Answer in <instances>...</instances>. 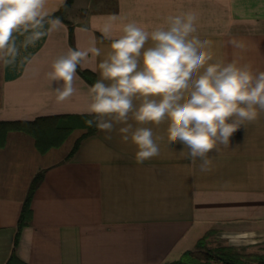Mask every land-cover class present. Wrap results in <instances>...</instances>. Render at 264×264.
<instances>
[{"label":"crops","instance_id":"crops-1","mask_svg":"<svg viewBox=\"0 0 264 264\" xmlns=\"http://www.w3.org/2000/svg\"><path fill=\"white\" fill-rule=\"evenodd\" d=\"M65 1L48 0L47 8L54 14ZM185 12L199 15V34L212 42L216 59L264 71V0H73L61 18L52 17L61 21L56 30L48 32L46 23L34 47L21 48L15 63L0 64V121L67 116L61 120L77 125L45 151L25 131L6 133L0 145V264H163L193 249L210 229L229 244L264 252V114L235 132L229 147L210 153L208 172L199 170V160L186 159L179 144L137 164L135 146L117 131L109 140L97 129L68 157L87 125L91 84L81 71L99 79L98 58L89 54L78 67L76 93L63 102L49 87L51 63L94 42L107 51L110 41L99 43L107 23L118 35L124 23L151 30ZM22 39L17 36L18 45ZM233 39L245 50L229 44ZM37 173L43 176L30 201L31 221L15 245Z\"/></svg>","mask_w":264,"mask_h":264},{"label":"clouds","instance_id":"clouds-1","mask_svg":"<svg viewBox=\"0 0 264 264\" xmlns=\"http://www.w3.org/2000/svg\"><path fill=\"white\" fill-rule=\"evenodd\" d=\"M47 5L48 0H0V64L15 63L21 48L34 47L46 35V23L48 32L56 30L61 21ZM199 28L195 12L169 15L151 30L124 23L118 35L107 23L99 41H110L107 51L94 42L87 51L57 57L46 73L49 87L57 102L71 98L77 69L91 54L98 58L99 79L88 89V126L109 140L117 131L122 142L135 146L137 164L179 144L186 159L200 161L201 172L211 171L210 153L229 147L235 132L264 114V71L237 59H216ZM17 36L23 38L19 45ZM229 44L245 50L235 39ZM162 125L163 133L155 130Z\"/></svg>","mask_w":264,"mask_h":264},{"label":"trees","instance_id":"trees-1","mask_svg":"<svg viewBox=\"0 0 264 264\" xmlns=\"http://www.w3.org/2000/svg\"><path fill=\"white\" fill-rule=\"evenodd\" d=\"M73 0H66L65 3L52 14V17H62L63 12L72 3ZM82 76L92 85L95 82L94 73L90 71H81ZM67 116H47L38 117L34 120H12L0 121V145L5 140V135L10 130L25 131L36 139V144L41 151H45L51 146H58L65 137L77 125L73 121H63ZM86 120L92 119L90 115H85ZM95 125H86V131L76 140L70 150L68 157L74 154L79 146L81 139L95 133ZM42 173H37L30 185L28 194L24 200L22 210L19 216L17 232L15 235V245L18 242L21 229L31 221L32 211L30 201L34 189L42 179ZM217 232L216 229L206 231L196 242L193 249L186 250L182 255L173 261L163 264H264V253L259 251L244 252L239 247L232 244H218L209 247V237Z\"/></svg>","mask_w":264,"mask_h":264},{"label":"rangeland","instance_id":"rangeland-1","mask_svg":"<svg viewBox=\"0 0 264 264\" xmlns=\"http://www.w3.org/2000/svg\"><path fill=\"white\" fill-rule=\"evenodd\" d=\"M78 133H73V135H71L67 141V143H72L73 140L77 137ZM218 244H229L228 241L226 240V238H222V237H218L215 234L211 235L209 237V243L208 246L209 247H213L216 246ZM235 246L239 247L240 250L244 251V252H251V251H257V246L254 245H241V244H235ZM264 253V252H262Z\"/></svg>","mask_w":264,"mask_h":264}]
</instances>
